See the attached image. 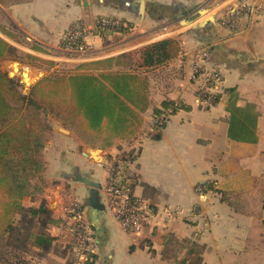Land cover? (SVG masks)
Segmentation results:
<instances>
[{
    "label": "crops",
    "instance_id": "0c3cea01",
    "mask_svg": "<svg viewBox=\"0 0 264 264\" xmlns=\"http://www.w3.org/2000/svg\"><path fill=\"white\" fill-rule=\"evenodd\" d=\"M237 1L0 0V71L8 79L13 73L22 96L45 78L103 61L108 66L93 74L127 71L147 84L137 130L124 138L84 130L42 104L48 135L42 132L32 159L43 158L52 172L38 173L43 183L35 184L42 186L38 201L23 174L26 189L19 203L24 208L46 203L56 221L44 229L52 247L44 254L28 244L0 264H14L15 255L25 264H173L177 260L164 257L167 246L184 239L203 245V264H264V0H257L256 11L226 23V10ZM102 17L127 27L96 31ZM78 26L91 50L83 58L64 51V36ZM166 38L179 40L178 55L139 67L140 50ZM195 67L220 76L211 105L201 103ZM163 73L169 77L165 88ZM24 74L31 77L29 85ZM229 103L249 116L239 117L250 131L243 139L229 136ZM116 160L120 185L145 202L151 217L139 236L123 231L104 208L101 187ZM73 200L83 205L89 230L84 254L71 250L64 225Z\"/></svg>",
    "mask_w": 264,
    "mask_h": 264
},
{
    "label": "trees",
    "instance_id": "16d2710c",
    "mask_svg": "<svg viewBox=\"0 0 264 264\" xmlns=\"http://www.w3.org/2000/svg\"><path fill=\"white\" fill-rule=\"evenodd\" d=\"M179 51L180 43L176 38L151 43L140 50L138 66L160 65L175 58ZM107 66V61L88 63L79 68L81 72L45 78L27 97L21 95L17 83L0 71V260L9 261L11 253L21 250V246L26 249L28 244L44 254L52 247V238L44 229L56 221L46 203L42 202L37 208H24L19 203L26 189L23 172L37 164L32 155L41 147L44 127L39 115L42 104L55 116H63L71 123L79 122L80 128L90 132L105 131L108 135L124 138L137 130V112L143 111L147 104L146 80L127 71L91 72ZM226 93L231 96L233 90L228 89ZM217 98L215 95L211 104ZM29 106L35 110L34 114L24 113L23 109ZM229 109V136L245 138L250 131L239 117L241 114L249 119V116L234 108L232 103ZM119 172L120 162L115 184L125 191L118 181ZM262 208L264 210V200ZM15 259L14 264H25L17 255ZM174 264L187 263L176 261Z\"/></svg>",
    "mask_w": 264,
    "mask_h": 264
},
{
    "label": "built area",
    "instance_id": "2783aa9c",
    "mask_svg": "<svg viewBox=\"0 0 264 264\" xmlns=\"http://www.w3.org/2000/svg\"><path fill=\"white\" fill-rule=\"evenodd\" d=\"M257 8V0H238L235 6L228 7L226 10V23L232 24L236 18L241 15H246L249 12L256 11ZM126 27L124 23L109 17L100 18L94 25L96 31L106 28L125 29ZM64 40V51L67 53L83 58L91 51L86 43V33L80 26L66 34ZM193 78L201 87L203 85V88H206L208 86H215V81L219 79V76L216 73L204 72L195 67ZM201 81H203L202 84ZM210 95L211 93H207L204 89L199 92V97L203 98H201V100L205 103L204 105H210L213 101ZM118 169V160L111 162L108 167L107 179L101 187L104 208L123 231L139 236L143 234L147 226L151 224V217L147 212L145 202L141 198L134 197L116 186L115 177ZM203 190L204 188L202 186H197V191L202 192ZM65 211L64 225L72 235L70 248L84 254L89 251L90 244L89 230L84 218L83 205L73 200L65 208Z\"/></svg>",
    "mask_w": 264,
    "mask_h": 264
},
{
    "label": "rangeland",
    "instance_id": "374dc122",
    "mask_svg": "<svg viewBox=\"0 0 264 264\" xmlns=\"http://www.w3.org/2000/svg\"><path fill=\"white\" fill-rule=\"evenodd\" d=\"M17 72H18V68H17ZM210 73H214V72H210ZM28 79H31V77L30 76L26 77V81ZM202 83H203V81H201V84ZM168 84H169V77H168V75H164V73H163L162 79H161V85L163 86V88H165V85L167 86ZM215 84H216L215 86H211V87L208 86L206 88H203V85L201 87L200 84H198L196 86V91L199 93V92L203 91V89H204L207 93H211L210 97H211V99H214V96L217 94V90L220 88L219 86L221 84V79L219 78L218 80H216ZM21 87H22V85L20 86V89H21ZM204 87H205V85H204ZM199 98L201 99L202 97H199ZM201 103H202L203 106H207V105H204L205 103L202 100H201ZM27 112H29L30 114H34L35 110L32 107L29 106L28 109H27ZM39 119L41 121V124L45 128L46 127L45 126L46 122L43 121L42 114L39 115ZM46 133H48V132H47V129L45 128V130H44L45 136L48 135ZM87 138L88 139H94V137L89 136V135L87 136ZM36 160H37V164L29 166L27 168V170L24 171L23 173H24L25 179L28 180L27 181L28 182V188L32 189L31 190L32 191V195L36 199V201H38L39 198L37 196V193H39V191L41 190L42 186L41 185H37L38 186V190H36L37 186L35 184H38V182H40V184H43L41 182L42 178L38 177L39 176L38 173L39 172H44V171L52 172V170L47 168V166H46L47 162L43 161V158L40 157L38 159L36 157ZM36 175H37L38 178H35ZM198 186L200 187L202 185H198ZM215 186H216V184L214 185V187ZM254 212H256V210H254ZM260 227L264 228V221H263V225H261ZM195 238H197V236H195ZM17 244L20 245V243H17ZM19 248L21 249V250L18 251L20 253H22L23 251H26V249H27V247L25 249L22 246L19 247ZM71 250H69V251H71ZM73 251H75V250H73ZM203 251H204L203 245H201L199 243H196V241H194L193 239L192 240L184 239V240L178 241V242H174V241L169 242V245L167 246V249L165 251L164 257L167 259L168 262L172 261L173 259H175V260H177V262L185 261V263H187V264H203L202 263V257H201L202 254H203ZM173 262L175 263V261H172V263Z\"/></svg>",
    "mask_w": 264,
    "mask_h": 264
},
{
    "label": "water",
    "instance_id": "95a60500",
    "mask_svg": "<svg viewBox=\"0 0 264 264\" xmlns=\"http://www.w3.org/2000/svg\"><path fill=\"white\" fill-rule=\"evenodd\" d=\"M14 72H17V68H14ZM14 75H13V73H9V78L10 79H13L14 77H13ZM24 76H27V74H24ZM26 85H29L30 83H27V81L26 80H24L23 81ZM60 131L61 132H63V133H67V131L66 130H64L63 128H60ZM80 181L81 182H83L84 184H86V185H89V186H92V187H95V188H98L99 186H98V184L97 183H94V182H92V181H89V180H87V179H85V178H81L80 179ZM97 190H93V196H97V192H96ZM52 200V203H54L53 202V199H51Z\"/></svg>",
    "mask_w": 264,
    "mask_h": 264
},
{
    "label": "bare ground",
    "instance_id": "6f19581e",
    "mask_svg": "<svg viewBox=\"0 0 264 264\" xmlns=\"http://www.w3.org/2000/svg\"><path fill=\"white\" fill-rule=\"evenodd\" d=\"M27 77H29V76H27ZM27 83H31V79H28V80H27Z\"/></svg>",
    "mask_w": 264,
    "mask_h": 264
}]
</instances>
